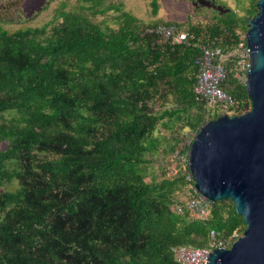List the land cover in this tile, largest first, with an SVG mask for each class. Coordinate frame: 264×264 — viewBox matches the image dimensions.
Returning <instances> with one entry per match:
<instances>
[{
	"label": "trees",
	"instance_id": "1",
	"mask_svg": "<svg viewBox=\"0 0 264 264\" xmlns=\"http://www.w3.org/2000/svg\"><path fill=\"white\" fill-rule=\"evenodd\" d=\"M256 1L202 23L76 0L39 26L0 25V264H176L173 246L242 234L228 199L208 201L202 219L186 208L193 184L173 155L218 116L194 99L199 45L232 49ZM162 25L185 42L149 31ZM226 68L224 114L240 115L244 85Z\"/></svg>",
	"mask_w": 264,
	"mask_h": 264
},
{
	"label": "water",
	"instance_id": "2",
	"mask_svg": "<svg viewBox=\"0 0 264 264\" xmlns=\"http://www.w3.org/2000/svg\"><path fill=\"white\" fill-rule=\"evenodd\" d=\"M254 9L244 32L249 109L203 123L187 151L193 189L209 202L228 199L244 225L228 248H211L204 264H264V0Z\"/></svg>",
	"mask_w": 264,
	"mask_h": 264
},
{
	"label": "built area",
	"instance_id": "3",
	"mask_svg": "<svg viewBox=\"0 0 264 264\" xmlns=\"http://www.w3.org/2000/svg\"><path fill=\"white\" fill-rule=\"evenodd\" d=\"M160 35L164 39L171 38L176 44L185 42L186 34L177 31L172 25L157 26L149 29ZM199 54L194 58L193 64L196 67L195 81L193 85V95L196 101L204 102L214 106L218 115L228 112L233 104V99L226 94L220 87V83L226 74V62L231 61L234 70V77L244 85V71L248 65L247 49L244 48V32L238 35L236 43L232 49L222 52L219 47L211 44L199 45ZM191 140H187V147ZM187 150L183 154L175 153L173 156L178 160H187ZM194 196L186 202V208L190 210L199 219H202L207 213V204L203 196L194 189ZM213 230L208 231L211 238L210 247H191L185 245H176L171 247V254L176 264H204L205 255L211 248H228L229 241L215 236ZM235 234H232V239Z\"/></svg>",
	"mask_w": 264,
	"mask_h": 264
},
{
	"label": "rangeland",
	"instance_id": "4",
	"mask_svg": "<svg viewBox=\"0 0 264 264\" xmlns=\"http://www.w3.org/2000/svg\"><path fill=\"white\" fill-rule=\"evenodd\" d=\"M120 4L123 11L142 21L173 20L182 22L186 18L206 21L211 11L222 13L235 10L242 14L239 7H246L248 0H158L155 15L150 14V0H108ZM76 0H0V25L8 31L25 26H39L52 19L61 3L72 6ZM65 6V7H66ZM111 13V12H109ZM114 14L111 13V17ZM106 17V24L112 25V18ZM102 19V18H99Z\"/></svg>",
	"mask_w": 264,
	"mask_h": 264
}]
</instances>
